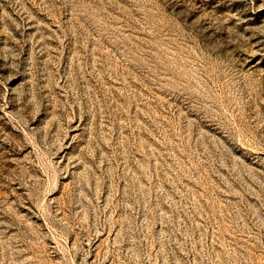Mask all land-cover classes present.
Segmentation results:
<instances>
[{"label":"rangeland","instance_id":"obj_1","mask_svg":"<svg viewBox=\"0 0 264 264\" xmlns=\"http://www.w3.org/2000/svg\"><path fill=\"white\" fill-rule=\"evenodd\" d=\"M0 264H264V0H0Z\"/></svg>","mask_w":264,"mask_h":264}]
</instances>
